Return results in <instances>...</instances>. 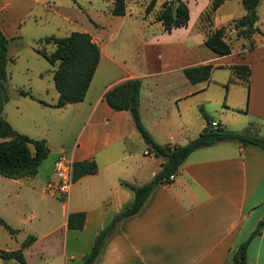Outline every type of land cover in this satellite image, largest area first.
Returning a JSON list of instances; mask_svg holds the SVG:
<instances>
[{
    "label": "crops",
    "instance_id": "crops-1",
    "mask_svg": "<svg viewBox=\"0 0 264 264\" xmlns=\"http://www.w3.org/2000/svg\"><path fill=\"white\" fill-rule=\"evenodd\" d=\"M184 1L188 7L186 25L170 31H163L161 23L146 14L136 15L139 18L125 16L126 11L114 15L130 21L125 30L126 39L132 40L125 39L128 46L125 42L109 46L110 40L102 34L105 23L92 21L93 29L82 27L97 43L99 57L81 100L52 106L57 91L49 84L34 94L27 88L47 103L19 94L30 99L16 101L24 103V133L44 138L48 153L35 174L18 178L0 175L1 184L13 182L19 189L37 191L34 185L42 181V196L45 183L55 179L52 167L58 155L71 161L92 157L97 166L95 172L73 180L67 195L60 196L61 221L22 248L26 263V252L56 231L58 236L38 244L36 256L56 250L59 264L79 260L96 232L131 198L132 192L120 180L140 184L160 167L161 157L146 149L130 112L113 110L103 99L102 92L114 82L129 77L140 79L139 117L158 143H184L202 132L210 120L238 131L251 126L253 132L264 136V50L259 59L253 60L254 51L264 47V40L260 38L255 48L243 47L241 52L229 43L230 52L217 55L204 44V32L197 26L198 15L209 0ZM227 1L215 8L212 25H225L233 33L228 23L240 16L243 8L237 17L228 15L225 24L215 21V13ZM261 1L255 7L257 26L264 20L258 11ZM85 9L77 0L65 5L59 0H0V29L8 37L6 68L14 62L15 55L10 52L14 40L27 41L33 49L42 36L58 35L57 31H45L46 25H53L55 30L63 28L67 34L76 23L71 12ZM205 62L212 64L211 71L223 68L230 73L231 65L247 64L248 93L243 86L242 90L235 88L236 96L230 95L229 86L209 77L190 82L183 68ZM45 71L51 74V65L38 70V76ZM212 86L217 88L210 97ZM7 100L1 114L12 126L4 109ZM17 104L18 112L10 114L17 115L19 122ZM198 106L203 107L208 119L198 112ZM51 131L58 134L54 136ZM77 210L84 212L82 227H67L66 214ZM263 215L264 150L233 140L216 141L192 150L170 182L155 186L141 210L124 218L105 240L93 264H233L232 252L256 225H260V232L248 242L246 259L251 264H264Z\"/></svg>",
    "mask_w": 264,
    "mask_h": 264
},
{
    "label": "trees",
    "instance_id": "trees-1",
    "mask_svg": "<svg viewBox=\"0 0 264 264\" xmlns=\"http://www.w3.org/2000/svg\"><path fill=\"white\" fill-rule=\"evenodd\" d=\"M223 0H209L199 13L197 26L204 32L203 42L215 54L224 55L230 52V44L224 36L225 27H213L215 8ZM244 12L232 19L230 25L238 37L250 41L254 46L253 33L260 34L264 40V20L262 27L254 24L256 20L255 7L258 0H239ZM154 5L150 0L145 6L148 13ZM112 15H122L125 12V0H110L108 8ZM154 19L161 23L163 31H170L172 27L186 25L188 7L184 0H163L154 14ZM6 37L0 29V175L11 178L31 176L36 173L38 165L46 157L48 146L44 138L31 137L17 131L1 114L3 103L7 100V70H6ZM33 49L44 57L51 65V77L57 91L56 100L52 106L60 107L66 103L81 100L92 77L99 57V47L85 30H71L66 35L53 33L44 35L35 41ZM234 76L248 85L247 75L249 66L245 63L231 65ZM212 64L209 62L188 65L183 73L190 82L206 79L210 75ZM140 79L129 77L114 82L102 92V97L113 110L127 109L136 130L142 137L146 149L161 157L159 169L145 182L136 184L121 179L120 183L131 192V198L122 208L115 211L107 222L96 232L87 252L79 261L70 260L68 264H93L105 240L113 233L117 225L126 217L138 213L152 189L161 183L172 180L178 166L195 148L212 144L220 140H233L240 144H253L264 150V136L252 131L251 126L243 130H233L221 125L211 126V129L199 132L184 143H158L142 124L138 113V88ZM18 93L35 98L41 103H47L36 98L28 89L18 88ZM201 114L208 119V115L198 106ZM97 169L95 160L84 158L72 161V180L86 173H93ZM264 222V215L262 217ZM84 222V212L69 211L65 224L70 228H81ZM0 224L9 232H14L4 219L0 217ZM260 232V225H256L248 236L241 241L231 254L233 264H251L246 259V246L250 239ZM36 236L26 234L20 241L19 247L0 249V258L14 259L18 264H26L22 248L30 244Z\"/></svg>",
    "mask_w": 264,
    "mask_h": 264
},
{
    "label": "rangeland",
    "instance_id": "rangeland-1",
    "mask_svg": "<svg viewBox=\"0 0 264 264\" xmlns=\"http://www.w3.org/2000/svg\"><path fill=\"white\" fill-rule=\"evenodd\" d=\"M63 5L69 2V0H59ZM78 3H81L86 7L85 10L77 12L76 10L71 12V15L75 16L76 23H73L72 29L74 30H82V27H87L93 29L92 21L105 23V28L102 30V34H106L109 42V46L119 45L125 42L126 35L125 30L131 25L126 19L121 21L120 16L112 15L108 8L110 5V0H77ZM150 0H125V16H133L146 14L147 18L154 19V14L158 10L161 1L163 0H154V5L152 9L145 13V6ZM191 2V0H189ZM258 7L259 15H264V0ZM65 3V4H64ZM242 9L241 3L236 0L227 1L222 7L218 9L215 13V21L217 23H223V20L228 17V15L232 14V16L237 17ZM34 9V11H36ZM49 14V13H48ZM231 16V17H232ZM139 18V17H137ZM121 21V23H120ZM261 23L258 24V27H261ZM225 26V25H224ZM44 28L45 31H57L58 35H66L63 28L60 30H55L53 25H46ZM62 27V26H61ZM118 28V29H117ZM225 38L229 43L232 44V47H237L239 51L243 47L251 48L250 41L245 38H240L233 33H230L227 28H225L224 32ZM236 36V39H235ZM254 40V48L257 44L261 42V36L259 33L254 32L253 35ZM240 39V40H239ZM128 40V37L127 39ZM132 41V40H128ZM126 45H130V43L125 42ZM126 49V48H125ZM264 50V47L257 48V50L253 53V60L256 58H260L261 52ZM260 51V52H259ZM10 52L14 54V62L9 63L6 70L8 73L7 79V102L4 105V109L7 113L8 118L16 126L21 130L20 132L24 133V103H16L17 100H30L28 97H24L19 95L17 89H31V92L37 93L45 86L53 85L51 74L47 71L43 72L42 77H39L37 74L38 70L43 71L45 67H49L50 64L46 61V59L39 54H37L30 46L29 42L20 40H14L10 44ZM241 52V51H240ZM256 57V58H255ZM30 66V68H27ZM209 80H215L224 86H229L230 95H237L235 88H241L244 86L246 93H248V88H246V84L240 80H237L234 76V73H230L229 70L223 68H213L210 73ZM223 90L224 87L221 85ZM216 86H212L211 91H209L210 97L213 95V89H216ZM18 105L21 113L17 118L19 122L16 120L15 116H11L10 112L17 113L18 109H16L15 105ZM202 107V106H201ZM203 109V107H202ZM198 112L199 109H198ZM201 113V112H200ZM212 115V114H210ZM209 117V115H208ZM27 129V128H26ZM18 130V129H17ZM54 130H56L54 128ZM19 131V130H18ZM28 133H32L31 130H28ZM201 131V130H200ZM53 134L55 132L56 136L58 134L57 131H51ZM195 137V136H194ZM51 142H55L54 139L50 138ZM34 187L37 188V191L31 190L29 188L19 189L16 183L7 182L4 184L0 183V217L4 219L12 228H14V232H9L0 224V249H13L19 247L20 241L23 237L32 233L35 236L42 235L47 229L57 225L61 221L60 214V205L61 200L64 197H60L57 194H51L46 190L41 196L42 189V181H38ZM45 189V187H44ZM5 192V195L1 198ZM261 221V220H260ZM58 236V231L52 233L50 235H46L42 237L39 241L47 242L50 241L53 237ZM38 243V244H39ZM38 244L34 245V247L26 252L27 263L26 264H59V253L56 250H51L50 252H46L41 257L36 256L35 250L37 249ZM80 260V259H79ZM79 260H74L79 261ZM0 264H18L14 259H2L0 258Z\"/></svg>",
    "mask_w": 264,
    "mask_h": 264
},
{
    "label": "built area",
    "instance_id": "built-area-1",
    "mask_svg": "<svg viewBox=\"0 0 264 264\" xmlns=\"http://www.w3.org/2000/svg\"><path fill=\"white\" fill-rule=\"evenodd\" d=\"M210 125L216 127L218 124L215 120H210ZM52 171L55 175L54 180H49L45 183V190L52 194H57L65 197L72 183V161L63 155L58 157L53 162Z\"/></svg>",
    "mask_w": 264,
    "mask_h": 264
},
{
    "label": "water",
    "instance_id": "water-1",
    "mask_svg": "<svg viewBox=\"0 0 264 264\" xmlns=\"http://www.w3.org/2000/svg\"><path fill=\"white\" fill-rule=\"evenodd\" d=\"M254 23H255V22H254ZM209 129H211V125H210V122H207V123L205 124V127L202 129V131L209 130Z\"/></svg>",
    "mask_w": 264,
    "mask_h": 264
}]
</instances>
